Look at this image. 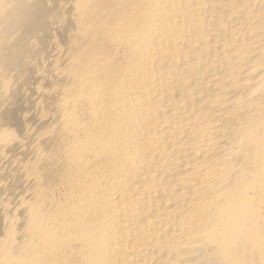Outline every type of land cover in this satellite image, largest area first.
<instances>
[{"label": "bare ground", "instance_id": "bare-ground-1", "mask_svg": "<svg viewBox=\"0 0 264 264\" xmlns=\"http://www.w3.org/2000/svg\"><path fill=\"white\" fill-rule=\"evenodd\" d=\"M0 264H264V0H0Z\"/></svg>", "mask_w": 264, "mask_h": 264}]
</instances>
